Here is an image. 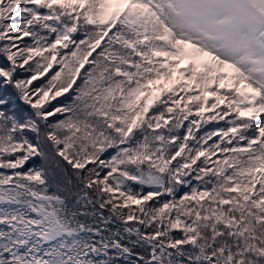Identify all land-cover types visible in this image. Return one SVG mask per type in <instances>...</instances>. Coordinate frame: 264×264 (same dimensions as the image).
<instances>
[{
    "label": "snow or ice",
    "instance_id": "6c2138e0",
    "mask_svg": "<svg viewBox=\"0 0 264 264\" xmlns=\"http://www.w3.org/2000/svg\"><path fill=\"white\" fill-rule=\"evenodd\" d=\"M0 264H264V0H0Z\"/></svg>",
    "mask_w": 264,
    "mask_h": 264
}]
</instances>
